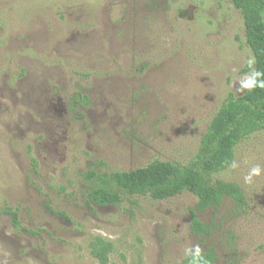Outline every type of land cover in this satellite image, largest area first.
<instances>
[{"label":"rangeland","instance_id":"rangeland-1","mask_svg":"<svg viewBox=\"0 0 264 264\" xmlns=\"http://www.w3.org/2000/svg\"><path fill=\"white\" fill-rule=\"evenodd\" d=\"M249 57L231 0H0V264H103L94 249L105 264H182L194 245L213 246L214 264H264V126L236 146L238 168L212 175L245 203L226 196L198 212L214 223L208 236L190 229L189 191L97 205L83 178L186 164L241 95Z\"/></svg>","mask_w":264,"mask_h":264},{"label":"trees","instance_id":"trees-1","mask_svg":"<svg viewBox=\"0 0 264 264\" xmlns=\"http://www.w3.org/2000/svg\"><path fill=\"white\" fill-rule=\"evenodd\" d=\"M231 2L242 14L246 42L256 61L254 67L264 73V0ZM262 126L264 89L256 88L238 97L229 96L212 117L197 152L186 164L155 159L132 170L102 172L89 167L83 178L93 185L86 192L85 201L97 205H119L133 195L162 200L186 190L197 197L191 211L190 229L198 235L208 236L214 223L202 222L198 212L219 207L226 196L232 197L241 206L245 203L238 184L221 179L213 181L212 175L229 166L238 143ZM29 159L32 171L36 172V159L32 155ZM2 212L9 215L15 228L20 226L16 208L4 205ZM58 214L64 215L62 212ZM93 254L101 263L107 262L104 249H94ZM201 254L207 264L215 263L213 246H207ZM182 264H189L188 255L183 258Z\"/></svg>","mask_w":264,"mask_h":264},{"label":"clouds","instance_id":"clouds-1","mask_svg":"<svg viewBox=\"0 0 264 264\" xmlns=\"http://www.w3.org/2000/svg\"><path fill=\"white\" fill-rule=\"evenodd\" d=\"M256 61L255 57H249L246 60V64L249 68V72L246 73L242 78L238 80L239 87L236 88V92L240 94H246L256 88L264 89V73L256 70L254 67ZM239 164L236 160H233L230 164L231 169H236ZM262 169L259 165L253 166L249 172L244 176L245 183H252L253 178L261 174ZM189 256V264H207V261L201 254V249L199 245H194L192 248L187 250Z\"/></svg>","mask_w":264,"mask_h":264}]
</instances>
